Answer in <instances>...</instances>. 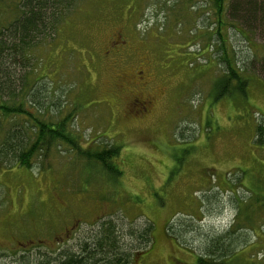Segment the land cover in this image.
<instances>
[{
	"label": "rangeland",
	"instance_id": "rangeland-1",
	"mask_svg": "<svg viewBox=\"0 0 264 264\" xmlns=\"http://www.w3.org/2000/svg\"><path fill=\"white\" fill-rule=\"evenodd\" d=\"M79 2L58 28L39 26L23 44L14 41L23 0H0V101L54 121L73 112L69 130L85 150L120 147V176L62 144L30 170L2 169L0 264L77 251L111 217L133 253L137 233L153 225L135 264H198L211 238L256 204L254 228L236 230L264 260V238L255 237L264 231V149L255 142L264 80L250 68L255 49L264 55L262 35L228 19L219 28L209 0ZM232 68L247 80L245 95L219 97ZM137 99L145 113L133 108ZM16 132L34 139L23 117L8 119L1 138ZM220 256L205 260L222 264Z\"/></svg>",
	"mask_w": 264,
	"mask_h": 264
},
{
	"label": "trees",
	"instance_id": "trees-1",
	"mask_svg": "<svg viewBox=\"0 0 264 264\" xmlns=\"http://www.w3.org/2000/svg\"><path fill=\"white\" fill-rule=\"evenodd\" d=\"M209 1L213 4L219 28H222L228 19L230 24H239L245 28L249 35L258 32L264 39V0ZM22 4L24 16L16 24L18 27L15 28L14 41L18 39L23 44L30 31L37 32L40 31L39 26L48 25L54 26L55 30V26L58 28L64 23L65 15L75 14L82 5L79 0H23ZM236 32L240 33V31ZM4 48H6V43H0V52H4ZM253 59L250 62V68L256 70L264 80V55L255 49ZM227 64L228 67L231 66V62L227 61ZM229 74L230 77L221 80L219 83L222 90L219 97L229 93L231 89L232 92H240L245 95L247 80L242 79L233 68ZM73 111L80 112L76 104ZM40 114H42L40 117L34 115L26 109L24 104H8L3 100L0 101V171L13 167L30 170L35 159L49 153L54 144H62L69 146L71 151L78 158L86 161L89 166L104 170L106 176L113 179L120 176L118 167L113 164L114 159H117L120 153L119 146L111 145L94 151L85 150L82 147L80 136L69 130V123L74 118L73 112L59 117L56 121L47 118L43 112ZM16 116L24 118L26 126H29L34 133L33 140H25L18 132L11 135L6 133V138H1L2 130L5 128L8 119ZM255 135L256 144L264 149V126L262 124L256 128ZM253 196L250 195V198L252 199ZM238 197L232 196L233 200L240 203ZM251 208L247 218H239V220L234 221L233 224L235 225L229 231H223L220 235L211 238L204 248L206 255L198 258V264H212L205 259L212 258L213 255H221L219 258L226 260L222 264H230L229 262L231 264H264V260L258 261L251 251L256 246L251 245L246 240V235L245 238L239 236V231L236 230L241 225L253 226V216L260 206L256 204L252 205ZM238 211L241 213V207H238ZM111 218L106 219V221L100 220L101 222L97 226L95 225L97 230L90 236V241L82 243L77 251L63 250L56 254L55 259L47 258L40 264H135L137 255L145 253L152 246L153 225L149 223L144 231L137 233L139 236L137 242L142 248L133 253L127 248L129 246L124 244L125 241L118 228L119 225ZM255 237L264 238V231L261 234L256 233Z\"/></svg>",
	"mask_w": 264,
	"mask_h": 264
},
{
	"label": "flooded vegetation",
	"instance_id": "flooded-vegetation-1",
	"mask_svg": "<svg viewBox=\"0 0 264 264\" xmlns=\"http://www.w3.org/2000/svg\"><path fill=\"white\" fill-rule=\"evenodd\" d=\"M146 106H147V104L143 100L137 99V100L133 101V108L140 113L146 112V110H147Z\"/></svg>",
	"mask_w": 264,
	"mask_h": 264
}]
</instances>
